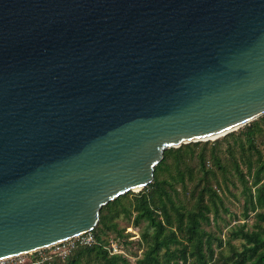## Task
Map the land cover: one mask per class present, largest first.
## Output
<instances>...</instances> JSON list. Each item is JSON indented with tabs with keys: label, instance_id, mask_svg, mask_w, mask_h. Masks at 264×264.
I'll list each match as a JSON object with an SVG mask.
<instances>
[{
	"label": "water",
	"instance_id": "1",
	"mask_svg": "<svg viewBox=\"0 0 264 264\" xmlns=\"http://www.w3.org/2000/svg\"><path fill=\"white\" fill-rule=\"evenodd\" d=\"M262 114L264 0H0V258Z\"/></svg>",
	"mask_w": 264,
	"mask_h": 264
},
{
	"label": "trees",
	"instance_id": "2",
	"mask_svg": "<svg viewBox=\"0 0 264 264\" xmlns=\"http://www.w3.org/2000/svg\"><path fill=\"white\" fill-rule=\"evenodd\" d=\"M233 143L227 147V155L233 159L235 170L243 186V218L254 212L251 227L242 222L230 230V238L224 240L205 230L210 213L218 214L222 197L208 173L210 163L225 170L222 163L220 140ZM208 141H196L167 148L163 158L154 167L153 180L139 192L122 194L103 205L99 220L93 228L95 242L90 246L78 245L65 258L49 255L33 264H264V114L245 124L239 132H228L222 139L216 138L209 146ZM196 146H200L195 150ZM245 164L239 168L235 159ZM195 162L197 175L190 165ZM210 171V172H209ZM128 193H131L130 197ZM192 199L187 206L183 197ZM121 215L132 217L135 226H141L137 241L142 245L141 255L129 263L123 253H111L109 244L116 240L102 237L98 227L114 231L117 237L128 236L124 228H118L116 219ZM240 239V249L231 242ZM226 243L229 253L214 247ZM65 261V262H61Z\"/></svg>",
	"mask_w": 264,
	"mask_h": 264
},
{
	"label": "rangeland",
	"instance_id": "3",
	"mask_svg": "<svg viewBox=\"0 0 264 264\" xmlns=\"http://www.w3.org/2000/svg\"><path fill=\"white\" fill-rule=\"evenodd\" d=\"M246 124H248V122ZM244 126L245 124L239 126L233 131L239 132L241 129H243ZM223 136L219 138L222 139ZM214 140H206L210 142L208 148L211 146L210 144ZM230 143H233L232 138H229L228 141L220 140L218 144V147L221 149L222 163L225 165L224 166L225 170H220L216 166L207 163V167L209 168L210 171L212 170L213 173V175H211V173H208L207 176L210 181H213L214 186L216 187L218 193L222 197V204L218 208V214L213 215V213H210L209 221L205 222L203 226L205 230H207L213 236L221 238L223 242H225L226 240H228V238H230L229 233L232 228L238 226L242 222H246L247 227L250 228L254 218V212L250 213V217L248 219H244L242 215L243 203H244V195L242 193L243 186L235 170L233 159H231L227 155V147L230 146ZM199 148L200 146H196L195 150ZM235 159L240 164L239 168L245 171V164L239 161L238 151L236 153ZM190 165L194 169V174L197 175V170H196L197 168L195 166L196 164L194 162V159L190 160ZM139 191H131V192L137 193ZM128 195L130 197L132 196L131 193H128ZM183 200L185 201L187 206H190L192 203V199H190V196L188 194L183 197ZM116 222L118 224V228H124V233L128 234L125 240L124 237L123 238L117 237L116 232L112 230L104 231V229H102L101 227H98L97 230H99V232L102 233L103 238L105 237H109L111 239L115 238L114 240H116V242L114 243L117 245V247L120 248L119 252H121V250L124 251V255L127 256L128 262L134 263L136 258H138L142 252V245L139 244V241L137 240L140 237L141 226H143L144 223H141L139 226H135L132 223V217L126 218L123 215H121L118 219H116ZM231 242L235 244L239 249L241 248L240 239H232ZM213 244L214 247L217 248V250H222L224 255L229 253V247L227 246L226 243H223L221 246H218V242L214 241ZM55 249H56L55 247L42 248L39 252L38 251L32 252L30 257L32 256L37 259L42 258L40 260L41 262L44 259V257H47L49 255H54ZM65 258L61 257V259H65ZM49 262H50L49 264H53L51 260ZM61 262H65V261L61 260Z\"/></svg>",
	"mask_w": 264,
	"mask_h": 264
},
{
	"label": "built area",
	"instance_id": "4",
	"mask_svg": "<svg viewBox=\"0 0 264 264\" xmlns=\"http://www.w3.org/2000/svg\"><path fill=\"white\" fill-rule=\"evenodd\" d=\"M95 242V236L93 233V230L88 231L84 234H81L77 237H74L72 239H68L56 244H53L49 247H55L56 249L54 250V255L58 257L65 258L67 257L72 250H74L78 245L82 246H90ZM41 249L33 251V252H39ZM109 250L111 253H123L124 251L121 250L120 248L117 247V245L114 243V241H111L109 244ZM32 252L29 253H24V254H18V255H13V256H8V257H3L0 258V264H33L35 262H39V260H33L30 255ZM46 257H44L45 259ZM42 258H40L41 260ZM43 259V260H44Z\"/></svg>",
	"mask_w": 264,
	"mask_h": 264
},
{
	"label": "bare ground",
	"instance_id": "5",
	"mask_svg": "<svg viewBox=\"0 0 264 264\" xmlns=\"http://www.w3.org/2000/svg\"><path fill=\"white\" fill-rule=\"evenodd\" d=\"M238 128V127H237ZM224 134L223 133H221V134H219V135H216V136H209V137H207V138H209L208 140H214V139H216V138H219V137H221V136H223ZM135 190H138V189H135Z\"/></svg>",
	"mask_w": 264,
	"mask_h": 264
}]
</instances>
